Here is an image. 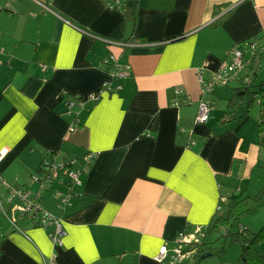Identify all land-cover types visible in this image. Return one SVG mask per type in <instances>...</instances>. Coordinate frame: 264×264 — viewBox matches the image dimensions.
Wrapping results in <instances>:
<instances>
[{
    "label": "crops",
    "instance_id": "obj_1",
    "mask_svg": "<svg viewBox=\"0 0 264 264\" xmlns=\"http://www.w3.org/2000/svg\"><path fill=\"white\" fill-rule=\"evenodd\" d=\"M109 1L0 0V178L17 190L35 181L66 232L55 245V223L12 215L0 185V264H167L178 243L204 238L235 167L261 155L257 114L221 123L238 80L202 97L213 122L195 117L199 77L249 40L261 51L264 0H137L133 28ZM91 153L75 185L50 170L66 157L77 171ZM225 252L222 264L241 254L235 243Z\"/></svg>",
    "mask_w": 264,
    "mask_h": 264
},
{
    "label": "trees",
    "instance_id": "obj_2",
    "mask_svg": "<svg viewBox=\"0 0 264 264\" xmlns=\"http://www.w3.org/2000/svg\"><path fill=\"white\" fill-rule=\"evenodd\" d=\"M136 4L137 0L120 1L122 13L132 28L136 23ZM263 38L264 36L260 39ZM245 43L254 44L252 40ZM255 45L254 49L249 50V52L253 53L254 51V53L249 58V63L244 67L245 76L240 77L238 75V86L230 88L231 95L227 99V111L221 118V123L224 126L239 123L245 117L249 116V106L255 101L258 105L257 124L259 149L264 153V84L257 85L258 89H256L255 86L258 82L255 80L256 72H247L254 61L264 58V41L259 52L255 50ZM246 72L248 75H246ZM185 145L187 144L185 143ZM64 158L68 163L74 160L76 163V159L74 158ZM84 167L86 168V165ZM79 169L82 170L83 165ZM89 171L90 169L83 174H88ZM263 191L264 189L256 194L247 195L244 199L238 201H234L231 198H227V200H224L225 202L221 200V204L216 210L204 238L198 243H187L185 246L178 243V245H181L183 252L192 257L193 263L195 264H200L203 259L207 258V254L210 255L209 257H220L234 243L240 247L241 254L237 260L240 264H264V254L257 246L258 242L264 238V225L259 230L253 231L248 228H242L238 223L240 215L251 211ZM222 198L225 199V197ZM31 224L34 225L35 222H31ZM13 228L15 230L19 227L13 223ZM167 264L169 263L167 262Z\"/></svg>",
    "mask_w": 264,
    "mask_h": 264
},
{
    "label": "built area",
    "instance_id": "obj_3",
    "mask_svg": "<svg viewBox=\"0 0 264 264\" xmlns=\"http://www.w3.org/2000/svg\"><path fill=\"white\" fill-rule=\"evenodd\" d=\"M118 4L120 7V0L116 1V5ZM109 7L118 9V6L112 7V4L110 3H109ZM254 45L255 44L245 43L243 46L234 49L232 52L231 62L229 64H224V63L221 64L217 72L212 75V77L210 78L208 82H203L201 78L199 77L200 82L202 84L201 98L204 97L206 93H208L211 90V88H213L214 86L226 87L233 81L238 80L237 79L238 75H240L243 72L244 67L246 65L245 59H244L246 49L252 50L254 49ZM118 75L122 76L123 73H119ZM107 86H108V83H105V87ZM109 91L111 90L109 89ZM214 120H215L214 115L210 110V102L202 98L199 103V110L195 117V123L206 125L208 124V122H213ZM7 153H8V150L6 148H2L0 150V161L4 158V156ZM96 157H97L96 153L86 154L85 156H83L82 157L83 162H84V164L82 163L83 169L81 170L77 168V171L71 169L72 165H74L75 163V160L70 161V163H68L66 159L61 160V161L52 160L51 161L52 166L50 170H53V171L60 170V173H65L66 177L70 178L73 184L75 185V183H79L76 180L75 172L84 173L88 171L90 168V165L95 161ZM84 165H86V168L84 167ZM0 185H3L5 188H7L8 190L7 194H9L10 196V199H9L10 201H12L13 199H16V200L20 199L22 200V202L26 203L24 207H18L16 209V212L19 213L21 218H26L30 216L32 220L31 222H35L36 224H39L40 227L43 229H45V225L48 222L52 223V219L50 218V215H48L49 214L48 212H45L44 210L42 211V209H39L37 207L38 205L30 203L29 194L26 193L25 190H24L25 192L22 189L17 190L14 186H11L10 184L6 183L1 178H0ZM67 196L68 197L65 201H68V199H70L69 195ZM27 198L29 199V201L27 200ZM39 215H40L39 221L37 222L36 218H38ZM53 222L55 223L54 225L55 230L53 233L49 235V237L55 245H61L63 239L66 236V232L64 231L60 222H55V221ZM166 256H167V249L165 247H161L158 255L155 256L154 259L158 263H163L165 261ZM183 256H188V254L183 252L181 245H178L172 250V254L168 260V263L178 264V262L181 261Z\"/></svg>",
    "mask_w": 264,
    "mask_h": 264
},
{
    "label": "rangeland",
    "instance_id": "obj_4",
    "mask_svg": "<svg viewBox=\"0 0 264 264\" xmlns=\"http://www.w3.org/2000/svg\"><path fill=\"white\" fill-rule=\"evenodd\" d=\"M251 71L256 72L255 80H257L258 82L256 83L255 88L258 89L257 85H262V83L264 84V58H260L254 61V63L251 64L250 69L247 70V72L249 73ZM235 84L236 83L233 82L230 87H233ZM229 92H230L229 88L224 89L225 95H229ZM214 100L225 103V101L222 100V98H219L217 95H215ZM249 113L258 115V105L255 103V101L250 104ZM252 161L253 160H247V161L243 160L242 162H240L241 165L235 167V169L237 170L238 176L236 178H232L228 180L227 183L223 182L224 187L228 189V190H224V193H227L228 196L234 201L242 200L247 195L256 194L259 191L264 189V153L261 152V155L256 158L257 164H254ZM236 164H238V161H236ZM220 180L223 181V179H220ZM34 182L35 181H33L32 191L28 190L27 188L20 187L23 190H25L26 193H29L30 203H33V204L37 203L36 205L40 204V207L41 206L44 207L42 211L43 210L45 211V209H49L48 207H50V210H56L57 204L55 203L53 204V201L44 199V202L41 203L40 194H39L40 186H38L36 192H33L36 189V185L34 184ZM9 199H10V196H7V193H6L5 200L8 205L10 203ZM5 200L3 201V206L6 205ZM25 204L26 203L22 202V200L20 199L13 200L11 202V212H15V208L17 209L18 207L20 206L22 207ZM8 205L6 207H9ZM51 206L53 209L51 208ZM53 206L55 207V209ZM12 215L14 216L16 215L18 218L20 217L18 212L12 213ZM238 223L242 228H248L253 231L259 230L260 228L263 227L264 225V191L261 193V196L259 197L258 202L253 205L251 211L245 212L240 215ZM262 242H264V238L260 240L257 245L260 251L263 250V248H260V244ZM262 246L264 247V244ZM262 253L264 254V252ZM225 254L226 252L223 255ZM222 256H220L219 258L217 256L207 257L203 259L200 262V264H222L220 260ZM183 261H185L183 264H195L193 263L192 257L189 255L183 256V258L181 259V261L178 262V264H181ZM235 264H240V263L236 261Z\"/></svg>",
    "mask_w": 264,
    "mask_h": 264
},
{
    "label": "water",
    "instance_id": "obj_5",
    "mask_svg": "<svg viewBox=\"0 0 264 264\" xmlns=\"http://www.w3.org/2000/svg\"><path fill=\"white\" fill-rule=\"evenodd\" d=\"M207 256H210L209 254H207Z\"/></svg>",
    "mask_w": 264,
    "mask_h": 264
}]
</instances>
